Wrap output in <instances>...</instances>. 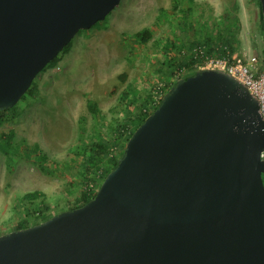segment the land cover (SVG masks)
I'll return each mask as SVG.
<instances>
[{
  "label": "water",
  "instance_id": "1",
  "mask_svg": "<svg viewBox=\"0 0 264 264\" xmlns=\"http://www.w3.org/2000/svg\"><path fill=\"white\" fill-rule=\"evenodd\" d=\"M121 1L0 0V111ZM259 109L225 71L179 79L96 195L0 235V264H264Z\"/></svg>",
  "mask_w": 264,
  "mask_h": 264
},
{
  "label": "rangeland",
  "instance_id": "2",
  "mask_svg": "<svg viewBox=\"0 0 264 264\" xmlns=\"http://www.w3.org/2000/svg\"><path fill=\"white\" fill-rule=\"evenodd\" d=\"M180 7L188 18V22H184L186 29L176 28L174 15L179 14ZM161 8L167 12L162 21H158ZM235 20H239L240 28L235 31L238 49L232 57L247 59L252 54L264 57L260 0H122L106 22L101 21L92 28L107 25L110 30L91 37L86 57H78L72 63L73 45L82 33L78 34L57 66L46 68L34 80L35 83L37 79L38 83L47 82L44 86L51 88L56 84H49V78L56 77L60 89L56 88L41 102L27 95L13 110L4 113L6 120L0 122V139L14 133L9 152L12 158L7 156L5 139L0 142V234L9 233L25 221L32 226L41 221L35 211L36 203L43 198L34 204L22 200L24 194L38 188L46 195V207L41 210L46 217L79 204L91 178L83 181L82 156L72 152V148L80 139L87 143L95 136L113 141L110 147L114 150L109 149L101 166L93 173L95 179L100 175L103 182L107 176L104 174L114 169L116 159H122L126 149L124 135L128 130L118 135L116 127L130 115L137 114L142 101L151 97L155 89L167 87L173 79L189 73L188 69L175 71L171 67L168 58L177 51L168 46L170 40L180 32L184 43L192 40V31L187 27L190 23H195L196 27L198 24L199 29L200 24L208 23L210 31L216 35L228 21ZM144 28L151 29L152 37L140 45L132 35ZM212 59L215 57L198 62L195 67L216 69ZM123 74L126 75L124 81ZM61 76L78 81L58 80ZM90 100L97 103L100 115L89 112ZM35 145L47 156L45 162L23 159L25 146L34 148Z\"/></svg>",
  "mask_w": 264,
  "mask_h": 264
},
{
  "label": "trees",
  "instance_id": "3",
  "mask_svg": "<svg viewBox=\"0 0 264 264\" xmlns=\"http://www.w3.org/2000/svg\"><path fill=\"white\" fill-rule=\"evenodd\" d=\"M190 2H193V0H190ZM260 9H261V3H260ZM166 12H167L166 10L162 8L160 9V12L158 15V21H162V18L166 14ZM178 12H179L178 15H174L175 20L177 22L176 28L186 29L184 22L187 23L188 18L186 17L184 8L180 7ZM180 15H181V18H180ZM200 25H201L200 29L198 28V24L196 27L195 23H190L189 26L187 25V27L190 28L193 34V39L189 40L188 43H184L183 39L179 37V35L181 34L180 32L179 35H176L174 39L170 40L169 45H168L170 46L172 50L177 51L176 55L170 56L168 58L171 64V67H174L175 71L176 70L182 71L185 69L189 70V73H187L183 78L193 76L195 72L199 70V68L195 67L198 62L209 59L211 57L229 60L232 58V56L235 54L236 50L238 49V38L236 36L235 31L240 28L239 20L228 21L224 25V29L219 31V33L216 35L210 31L208 23H202ZM261 25H262V28L264 29L262 12H261ZM85 31L87 30H81L79 34ZM151 37H152V31L150 28H144L141 31L136 32L135 34L132 35V38L135 39V41L140 45L147 43L151 39ZM71 46H72V42L68 44L59 53V55L46 66V68L56 67L61 59V56L64 54H67L70 51ZM42 72H40L38 76ZM121 79L124 81L126 79V75L123 74L121 76ZM35 89H36V83L34 81L31 87L29 88V90L26 92V94L21 98V100L24 99L27 95L33 96L35 93ZM134 96L135 98L139 97L137 92L134 93ZM149 100H150L149 96L145 98L140 105V109L138 113L134 115H130V117H127L124 120V123L122 125L116 127L115 133L118 135H121L124 130H128L130 131V137H131L134 131L144 122V120L148 116V114L143 112V109L147 107ZM15 107L9 110L0 111V122H3L4 120H6L4 113L10 110H13ZM87 107H88L89 112H91L92 114L96 116L100 115L96 102L90 100ZM13 136H14V133L12 132L9 134V136L7 135V136H4L3 138L1 137L0 139V142L1 141L3 142L4 139L6 141V151H7L6 153H7V156H9V158H12V155H10L9 152L11 150V146H12L11 140ZM112 145H113V141L105 140L100 136H95V137H92L87 143H85L82 139H80L79 142L72 148L73 150L72 152L76 151V153H80L82 156V165H83L82 178L84 182L85 180L89 178L91 179L93 178L90 176L91 175L94 176L93 175L94 171L96 170V168L101 166V163L103 162L104 158H106L107 152L109 151V149L111 148L110 146ZM25 147H26L25 151L22 154L23 159L27 161H33V162L37 160H41L42 162H45L47 160V156L42 154L39 145H35L34 148H30L28 146H25ZM119 161H120V158L116 159L113 165L114 169L116 168ZM108 173L109 172H106L104 176L108 175ZM263 179H264V175H263ZM94 196L95 194L89 195V193L82 191L80 199L78 200L79 204L73 206L72 208H69L68 210H73L78 207H81L82 205L88 203ZM45 197H46L45 193L39 190L28 192L22 196V200L28 201L31 204H34L40 198H43L41 201L36 203L37 211H35V214L40 215V217L42 218L39 223H42L50 219V217H46V215L41 211L42 208L46 207L45 205L46 202L44 200ZM31 226L32 225L28 224L25 221L21 223L18 226V228H16V230L25 229ZM0 235H3V234H0Z\"/></svg>",
  "mask_w": 264,
  "mask_h": 264
},
{
  "label": "built area",
  "instance_id": "4",
  "mask_svg": "<svg viewBox=\"0 0 264 264\" xmlns=\"http://www.w3.org/2000/svg\"><path fill=\"white\" fill-rule=\"evenodd\" d=\"M211 63L216 69L229 73L247 87L250 94L258 100L259 111L264 119V57L258 54H252L247 59L234 57L229 60L215 58L211 60ZM184 76L173 79L172 83L167 87H158L155 89L143 112L148 115L152 114L162 104L167 92ZM124 139L127 145L130 139V131L126 132ZM113 150L111 147V151ZM261 159L264 160V151L261 153ZM91 177L93 178L85 185L84 191L89 193V195H96L102 184V178L100 175L96 176V179L95 175H91Z\"/></svg>",
  "mask_w": 264,
  "mask_h": 264
},
{
  "label": "crops",
  "instance_id": "5",
  "mask_svg": "<svg viewBox=\"0 0 264 264\" xmlns=\"http://www.w3.org/2000/svg\"><path fill=\"white\" fill-rule=\"evenodd\" d=\"M106 20V19H105ZM104 20V21H105ZM103 22V21H102ZM106 22V21H105ZM108 22V21H107ZM108 31L110 30V27H108L107 25L102 27H97L96 29H92L90 28L89 30L85 31L84 33L81 34V36L77 37L79 38L77 40V43H75L73 45V55H72V63L75 62L77 59H79L78 57H82L83 55L86 57L85 53H86V46H90L88 44V42L90 41L91 37H94L95 35L99 34V33H103L104 31ZM76 38V37H75ZM94 45V44H93ZM91 51H95L94 49H91ZM56 78V77H55ZM55 78H49V84H56L55 87H45L44 84H46L47 82H45L43 84L42 81H39L38 83V79H37V83H36V89H35V93L33 96H30V98L33 97H37L39 102H41L42 98H45V100H47V96L54 92L56 88H58V84L55 81ZM57 79V78H56ZM58 80L64 81V80H72V83H75L76 81H78V79L76 78H71V77H66V76H61L59 77ZM60 88H58L57 90H59ZM38 190H41L40 188H38ZM16 230V229H14ZM14 230H10L8 232L14 231ZM6 232H3L2 234H5Z\"/></svg>",
  "mask_w": 264,
  "mask_h": 264
}]
</instances>
